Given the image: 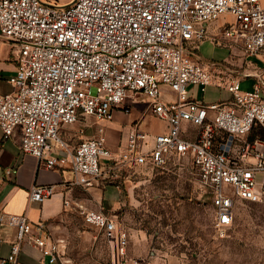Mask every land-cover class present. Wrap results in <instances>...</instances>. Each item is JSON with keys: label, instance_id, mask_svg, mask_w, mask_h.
<instances>
[{"label": "built area", "instance_id": "2783aa9c", "mask_svg": "<svg viewBox=\"0 0 264 264\" xmlns=\"http://www.w3.org/2000/svg\"><path fill=\"white\" fill-rule=\"evenodd\" d=\"M226 16L232 19L224 20L222 34H212L209 23ZM0 37L10 42L18 62L9 78L14 89L0 93L3 136L20 128L21 149L46 168H70L72 183L90 188L120 171L187 160L211 198L220 236L233 225L237 201L264 199V177L258 181V172L264 174V137L250 138L254 130L264 131V80L244 89L243 72L201 60L195 46L211 38L240 47L250 59L264 54L262 0H0ZM163 85L175 92L173 99ZM191 85L202 92L215 86L231 99L193 98ZM128 99L146 102L167 130L150 142L135 122L116 150L104 124L74 146L61 135L63 125L82 118L108 122L119 108L129 112ZM55 192L54 184H35L29 197L43 202ZM80 208L85 222L106 238L109 264H141L129 257L130 234L116 218ZM0 223L16 229L0 264H18L26 242L50 262L74 264L66 239L54 238L44 222L0 210Z\"/></svg>", "mask_w": 264, "mask_h": 264}, {"label": "rangeland", "instance_id": "374dc122", "mask_svg": "<svg viewBox=\"0 0 264 264\" xmlns=\"http://www.w3.org/2000/svg\"><path fill=\"white\" fill-rule=\"evenodd\" d=\"M204 42L223 45L211 38L197 42L201 60ZM68 126L72 127L68 132L82 128L81 122ZM149 126L158 132L164 124L152 119ZM81 135L73 139L75 143ZM86 135L85 131L84 138ZM263 177V172H258V181ZM106 185L118 186L119 196L108 190L103 197ZM99 192L88 193V208L109 213L127 229L129 257L143 264H264V199L237 201L233 225L220 236L213 227L211 198L187 160L163 168L120 171L117 177L110 174L101 182ZM72 212L75 222L69 224V232L58 235L66 239L67 256L74 264H109L110 249L103 233L85 222L80 204L76 203Z\"/></svg>", "mask_w": 264, "mask_h": 264}, {"label": "crops", "instance_id": "0c3cea01", "mask_svg": "<svg viewBox=\"0 0 264 264\" xmlns=\"http://www.w3.org/2000/svg\"><path fill=\"white\" fill-rule=\"evenodd\" d=\"M55 1L59 4H67L72 0ZM262 1L264 2V0ZM226 18L229 16L220 17L209 23L210 32L222 34L220 26ZM234 47L236 46L231 47L229 44L214 47L210 42H204L201 49L207 57L204 56L205 59H203L220 61L232 70L242 71L244 73L241 82L242 87L249 89L256 80H264V54L250 59L245 56L242 50ZM242 53L244 57L241 56ZM245 62L247 63L246 67ZM17 67L18 62L12 52L10 42L0 37V93L11 92L14 89L9 78L16 73ZM162 89L168 99L175 97V92L168 86L163 85ZM189 95L208 103L231 99V94L228 91L215 86H209L206 92H202L198 86L191 85L189 86ZM124 105L129 107L130 111L126 112L121 108L115 110L113 120L100 122L93 117L82 118L77 121L81 122L82 128L78 127L76 131L68 132L67 129L72 128L68 125L71 124L63 125L60 130L61 135L71 146H74L82 139L94 135L98 125L104 124L108 144L113 150H116L126 143L128 134L135 122H139L140 127L148 132L150 142L153 141L156 134L167 130V122L156 117L151 110L147 109L146 102L140 100L133 103L128 99ZM152 119L163 122L164 127L161 131L153 132L150 129L149 122ZM85 131L89 134L86 135V138H84ZM81 134L83 137L75 143L73 139L78 136L81 137ZM21 138L20 128H17L9 138H4L0 126V210L13 214H26L33 222H44L54 238H57L59 234H67L70 230L68 229L69 224L75 222L72 212L75 204L78 203L80 206L86 204L87 207L84 206L85 208L93 209L88 208L91 206L88 193L99 195L100 184L105 178L103 177L95 186L90 188L75 185L72 183L74 175L70 168H46L39 158L21 149ZM35 184H54L56 185V192L43 202L32 201L29 197V191ZM108 190H112L117 197L119 196L118 186L106 185L103 197ZM15 233L14 227L0 223V259L6 257L10 252L11 240ZM145 263L151 264L150 261H145ZM18 264H60V262H50L49 257L44 256L38 247L26 242L22 247Z\"/></svg>", "mask_w": 264, "mask_h": 264}, {"label": "trees", "instance_id": "16d2710c", "mask_svg": "<svg viewBox=\"0 0 264 264\" xmlns=\"http://www.w3.org/2000/svg\"><path fill=\"white\" fill-rule=\"evenodd\" d=\"M256 135H260L262 137H264V131L262 129H258V130H254L251 134H250V138L255 137ZM159 168H163V167H159ZM120 177V176H119ZM114 184H117L116 182H113ZM212 202V201H211Z\"/></svg>", "mask_w": 264, "mask_h": 264}]
</instances>
